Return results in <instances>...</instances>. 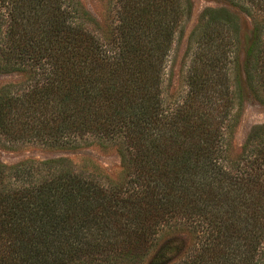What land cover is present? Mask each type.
Wrapping results in <instances>:
<instances>
[{"label": "trees", "instance_id": "trees-1", "mask_svg": "<svg viewBox=\"0 0 264 264\" xmlns=\"http://www.w3.org/2000/svg\"><path fill=\"white\" fill-rule=\"evenodd\" d=\"M105 1L103 28L79 0H0V73L23 78L0 138L46 156L0 163V264H264V125L233 141L264 106V0H225L243 50L227 9L200 13L183 93L165 72L191 0ZM90 145L118 181L66 156Z\"/></svg>", "mask_w": 264, "mask_h": 264}, {"label": "rangeland", "instance_id": "rangeland-1", "mask_svg": "<svg viewBox=\"0 0 264 264\" xmlns=\"http://www.w3.org/2000/svg\"><path fill=\"white\" fill-rule=\"evenodd\" d=\"M83 8L104 28L108 18V5L105 0H79ZM191 13L185 18L178 33L175 36L174 43L169 52L166 63V84L170 78L173 89H178L179 93L185 91V77L188 73L191 56L194 49H188V36L197 23L200 13L205 8L227 9L241 27L242 50L250 39L252 25L250 20L237 7L230 5L225 0H191ZM114 12H111L113 17ZM108 24V22H107ZM23 80L19 74H1L0 87L7 84H17ZM245 104L234 132V153L245 140L249 130L255 125H264V106H260L252 99L246 98ZM49 156V155H48ZM47 156V157H48ZM75 165L79 172L97 170L100 174L106 176L109 180L116 182L120 178L122 171L121 163L117 152L113 148H102L98 145H90L80 149L77 152L66 155ZM46 157L39 152L37 147L31 145H21L15 147L0 138V163L7 166L14 165L27 159H41ZM184 241L185 254L191 249L192 242L186 235L181 236ZM165 239L163 236L162 239ZM161 239V238H160ZM161 241V240H160ZM187 249V251H186Z\"/></svg>", "mask_w": 264, "mask_h": 264}]
</instances>
